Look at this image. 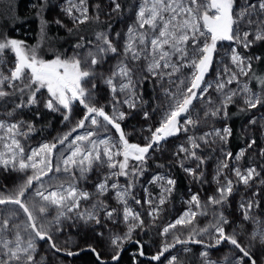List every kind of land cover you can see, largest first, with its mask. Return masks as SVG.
Segmentation results:
<instances>
[{
    "label": "snow or ice",
    "instance_id": "obj_1",
    "mask_svg": "<svg viewBox=\"0 0 264 264\" xmlns=\"http://www.w3.org/2000/svg\"><path fill=\"white\" fill-rule=\"evenodd\" d=\"M44 7L41 0V42L0 31V169L22 174L14 189H0V264H48L40 242L66 257L91 252L96 264H121L129 243L137 245L131 264L139 258L180 264L171 251L179 245L191 252L189 244L203 249L199 264H264V216L256 211L264 202V147L255 135H264V74L256 71L264 56L252 51L264 45V0H129L127 7L122 0H63L71 27L55 23L75 37L71 51L53 46ZM102 16L106 30L88 37L82 26L102 25ZM113 16L124 24L120 31H112ZM233 106L253 113L235 153ZM41 109L58 114L66 130L33 145L42 129L23 114L35 110L39 120ZM134 112L146 123L126 132L122 125ZM181 136L171 159L157 161L153 171L155 154ZM176 168L192 184L215 188L207 196L188 188L187 207L159 227L161 243L148 256L135 236L164 219L177 190ZM236 195L242 219L228 231L235 222L226 211ZM200 217L209 218L206 226ZM244 222L252 225L247 243ZM121 223L122 232L109 227ZM81 226L104 241V251L61 245L59 234ZM225 243L232 254L213 260L209 250Z\"/></svg>",
    "mask_w": 264,
    "mask_h": 264
},
{
    "label": "trees",
    "instance_id": "obj_2",
    "mask_svg": "<svg viewBox=\"0 0 264 264\" xmlns=\"http://www.w3.org/2000/svg\"><path fill=\"white\" fill-rule=\"evenodd\" d=\"M54 2L55 0H45V7L43 10V15L48 21V36L49 39L53 42V46L55 48L60 51H70L71 45L75 42V37L68 35L64 28L55 23L54 16L56 10L54 7ZM93 2H97V0H93ZM122 3L126 7V5L129 3V0H122ZM40 4L41 0H0V31L6 33L11 37L23 39L30 45L41 42L39 32L40 18L36 14L39 10L38 6ZM102 21L103 24L99 26L95 24L90 26H82L84 27L85 34L91 38L95 31L105 29L108 22L104 20ZM112 30H114L113 27ZM45 49H47L46 42ZM252 51L255 54L264 56V45H258ZM256 71L257 73L264 74V63L257 64ZM252 86L256 89H259L258 85H256L255 82H253ZM145 97H147L146 91ZM232 108H230V112L235 113V115L232 116L229 123L233 128L234 137L230 141L229 148L233 152H236L237 149L244 146L246 142L240 132L241 124L243 119L246 117V113H240L235 109L232 110ZM40 111L41 118L39 120H36L35 110H25L23 115L25 119L35 120L37 128L42 129V131H38L33 136V139H51L53 136L59 134L60 130L63 127V125L61 124V117L57 114L49 113L43 109H41ZM173 175L178 181L177 190L173 196V200H177L185 193L186 189L189 188L190 182L189 178L179 168L174 169ZM1 178L2 177L0 176V179ZM160 224L161 222L159 221L156 227L149 226L147 231L140 232L135 238L141 240V242L145 244L146 255L153 254L154 245L156 244V242L160 241V237L157 234ZM75 233L77 241L80 243L77 244L79 248L82 249L88 244H93L98 247V251H104V243L100 239L99 241L97 239H92V237H90L91 233L87 229H76ZM88 237H90L91 239ZM77 245H74L75 251L77 250ZM187 247L191 249V252H183L178 254L179 262H181V264H198V250L200 246L187 245ZM136 248L137 245L132 243L128 248L125 249L121 264H131V252L134 253L136 251ZM49 254V257L57 258V260H66L69 264H96L94 255L88 251H81L78 256L69 258L57 257V255L50 252ZM139 259L140 264H150L149 261L143 258ZM151 264H156V262H151Z\"/></svg>",
    "mask_w": 264,
    "mask_h": 264
},
{
    "label": "rangeland",
    "instance_id": "obj_3",
    "mask_svg": "<svg viewBox=\"0 0 264 264\" xmlns=\"http://www.w3.org/2000/svg\"><path fill=\"white\" fill-rule=\"evenodd\" d=\"M93 3H95V2H93ZM62 4H63V0H55L54 7H55L56 12H55L54 20L56 21L57 19H59V20L63 21L65 24H67L68 26H71V23L69 21V18L61 11L60 5H62ZM127 5H126V7H127ZM101 19L108 22L107 18L104 17V16H102ZM111 23H112V27L114 28V30H112L113 32L120 31L124 27V24H122L120 22V20L116 16H113V18L111 20ZM103 30H106V28L103 29ZM228 43L229 42H223L225 48L228 47ZM70 51H71V49H70ZM150 90H151V85L146 84L145 85V91L147 93V97H145L146 99L149 96ZM256 90L258 91L259 89H256ZM105 96H106V93L101 92V95H100L101 102H104V97ZM233 109H235V110L238 111V108L235 107V106H233L232 110ZM82 111H83L82 108H80L78 106L75 109V117L76 118H79L82 115ZM260 113H264V109L260 110ZM260 113H257V115H259ZM252 114H253L252 112L246 113V117L243 119L241 126L242 125H245L247 123L248 118ZM157 119H158V117H154L153 120L150 121V122H148V123H153L154 124V123H156V120ZM145 123L146 122L143 121V119L141 118V116L138 113H135L134 112L132 114L131 118L127 119L123 123L122 126L124 127V129H125L126 132H131L134 129H139L141 126L145 125ZM63 130H66V126H64V125H63L62 129L60 130V132H62ZM240 132H241V130H240ZM255 135H256L257 140H258V146L264 147V135H261L259 132L255 133ZM130 139H131L132 142H140V143H143L142 140H138L137 139V136L136 135H132L130 137ZM42 140H44V139L35 140L32 137V139L30 140V143L33 144V145H35L36 143H38V142H40ZM181 143H183V137L182 136L180 138H171L168 141V144L166 145L167 151L165 153H163V154H161V153L155 154L153 160L150 161L151 169L153 171L155 170V165H156L157 161H159L161 163H167L171 159V153L174 152V151H176L177 150V146L179 144H181ZM242 163L244 164V166H247V164L249 163V161L245 160ZM214 168H215L214 164H210L208 166V173H209L208 178L209 179H211V173L214 171ZM150 174L151 173H149L148 175H150ZM0 176L2 177L0 179V189L12 190L19 183V181H20V179L22 177V174L21 173H18V172L5 171V170L1 169L0 170ZM5 178H7V179H5ZM145 179H147V175H146ZM121 182L123 183V179L121 180ZM189 182H190V186L189 187H191L193 191H198V190L201 191L202 196L210 195L212 193V191L214 190V188H215V183L214 182L211 185L205 184V185H203V187H201V185H199V184H192L190 180H189ZM187 190H188V188L186 189L185 193L180 198H178L177 200H173V199L171 200L170 204L168 205L167 214L165 215L164 219H162L160 221L161 224L159 225V227H162L163 224L166 223V222H171L175 217H177L187 207V205L184 203L185 198L188 195V191ZM240 192L243 193L244 192V189L241 188L240 189ZM239 198H240L239 195L233 196L232 199H231V207H229L227 209V211H226V214L228 215L229 219L230 220H233L235 222V223H233V225H231L227 229L228 231H231L232 227H236L241 222L242 217L240 216L239 210L237 208V203L239 201ZM112 203L115 206L114 201H112ZM256 211L261 216H264V202H262L261 208L257 209ZM145 218L147 219V217H145ZM208 219L209 218L200 217V219H199L200 226H202V227L203 226H206L207 223H208ZM109 227H113V230L116 231V232H122V231H124V225L122 223L119 224L118 226H112L110 224ZM76 229L77 230L78 229H82V230L87 229L91 233V236L90 237H92V239H97L98 241L100 239V238L96 237L95 232H93L89 227H86V226H81L79 228H66L65 231L62 234L66 235V237L69 236V240L68 241H73L74 242V245L80 244L77 241V238H76V233H75V230ZM96 230L97 231H101V230H104V229L97 228ZM251 230H252V225H250L248 222H244V224H243V230H242V237H243V241L245 243H247V241H248V234L251 232ZM139 233L140 232H138V234ZM105 234L107 236V232ZM64 235H62V237L58 236V239L60 237V238H62L63 241H65V236ZM136 236H135V238H136ZM161 240H162V237H160V241L159 242H156V244L154 245V247H153L154 253L157 251V249H158V247H159V245L161 243ZM102 242L104 243V241H102ZM45 246H46V248H45ZM182 247H184V246H177L176 249H173L171 251V255H175V256L178 257V254L183 253V251L181 250ZM38 249H39L40 255L47 258L48 264H69L66 260H63V259L57 260V258H51V257H49V255H50L49 254V251L50 250H49L48 244H44L43 245L41 243L38 246ZM202 250L203 249L200 246V248L198 250V259L199 260H200L199 254H200V252ZM209 251H210V256H211V258L213 260H220L225 255L232 254L231 248H229L228 246L225 247L224 245L222 247H219L218 249L209 250ZM131 253H133V252H131ZM104 254L107 255V252L105 251ZM166 255H168V254H166ZM164 264H167V261L166 260L164 261ZM180 264H181V262H180Z\"/></svg>",
    "mask_w": 264,
    "mask_h": 264
},
{
    "label": "flooded vegetation",
    "instance_id": "obj_4",
    "mask_svg": "<svg viewBox=\"0 0 264 264\" xmlns=\"http://www.w3.org/2000/svg\"><path fill=\"white\" fill-rule=\"evenodd\" d=\"M62 235H64V234H60L59 236L62 237ZM64 236H65V241H68V240H69V236H67V237H66V235H64ZM60 237H59V238H60ZM89 238H90V237H89ZM90 239H91V238H90ZM58 240L61 242V245H63V242H64V241L62 240V238H60V239H58ZM41 243H42L43 245H44V244H47V243H45V242H40L39 245H40ZM86 244H88V243H86ZM223 245H224L225 247L228 246L229 248H231V245H229V244H227V243H225V244H223ZM223 245H222V246H223ZM222 246H220V247H222ZM70 247L72 248L73 251H75V250H74V247H75V246H74L73 241H70ZM45 248H46V246H45ZM47 250H48V249H47ZM49 250H50V249H49ZM49 250H48V251H49ZM97 250H98V247H97ZM49 252H51V250H50ZM51 253H52V252H51ZM52 254H54V253H52ZM55 255H57V257H65V256H62V255H59V254H55ZM66 258H69V257H66Z\"/></svg>",
    "mask_w": 264,
    "mask_h": 264
},
{
    "label": "water",
    "instance_id": "obj_5",
    "mask_svg": "<svg viewBox=\"0 0 264 264\" xmlns=\"http://www.w3.org/2000/svg\"><path fill=\"white\" fill-rule=\"evenodd\" d=\"M132 243H129V244H127V245H125V249L126 248H128L130 245H131ZM189 245H195V244H189ZM179 246V245H178ZM148 256H150V255H148ZM66 257V256H65ZM143 259H145V258H143ZM146 260V259H145ZM148 261V260H147ZM152 263H154V262H152Z\"/></svg>",
    "mask_w": 264,
    "mask_h": 264
},
{
    "label": "built area",
    "instance_id": "obj_6",
    "mask_svg": "<svg viewBox=\"0 0 264 264\" xmlns=\"http://www.w3.org/2000/svg\"><path fill=\"white\" fill-rule=\"evenodd\" d=\"M1 170V169H0ZM127 245V244H126ZM39 246V245H38Z\"/></svg>",
    "mask_w": 264,
    "mask_h": 264
}]
</instances>
